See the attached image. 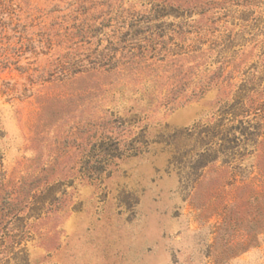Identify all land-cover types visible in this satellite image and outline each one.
Instances as JSON below:
<instances>
[{
	"label": "rangeland",
	"instance_id": "1",
	"mask_svg": "<svg viewBox=\"0 0 264 264\" xmlns=\"http://www.w3.org/2000/svg\"><path fill=\"white\" fill-rule=\"evenodd\" d=\"M0 264H264V0H0Z\"/></svg>",
	"mask_w": 264,
	"mask_h": 264
},
{
	"label": "trees",
	"instance_id": "2",
	"mask_svg": "<svg viewBox=\"0 0 264 264\" xmlns=\"http://www.w3.org/2000/svg\"><path fill=\"white\" fill-rule=\"evenodd\" d=\"M241 107L235 108V106L229 110H225L222 114H231L228 118V122L231 125L228 128V146L223 147L224 151H228V158H234L237 156V147L240 144H247L248 142L260 143L257 141V137L260 135L258 129L255 125H243V121L236 120L238 115L243 116L252 113L253 116H258L261 110V105L255 99L250 100L248 107L244 106L242 99H239L238 102ZM235 105V104H233ZM222 120L218 122L217 125H222ZM237 121V124H233ZM239 131V135L243 136V139L240 140L238 136L235 135V131ZM115 132L116 135H112ZM125 132L124 123L118 119H112L110 121L104 122L102 125V130L97 138V141H94L92 154L90 158H94L92 164L88 165L82 174L89 178H96L104 171L106 163L110 162L114 158H120L122 156L135 155L140 152L138 139H130L129 141L126 138H118L117 135L123 136ZM231 135V138L229 137ZM243 141V142H242ZM205 155H200V158H203ZM202 164V160L199 159L196 161L195 168ZM202 166V165H201Z\"/></svg>",
	"mask_w": 264,
	"mask_h": 264
}]
</instances>
